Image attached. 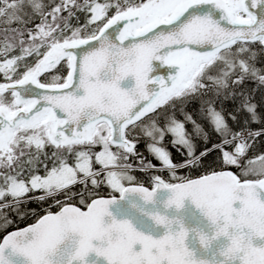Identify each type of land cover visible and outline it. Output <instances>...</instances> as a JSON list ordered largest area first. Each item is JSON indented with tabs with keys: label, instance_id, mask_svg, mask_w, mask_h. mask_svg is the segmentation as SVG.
<instances>
[{
	"label": "snow or ice",
	"instance_id": "snow-or-ice-1",
	"mask_svg": "<svg viewBox=\"0 0 264 264\" xmlns=\"http://www.w3.org/2000/svg\"><path fill=\"white\" fill-rule=\"evenodd\" d=\"M163 66L175 71L154 74ZM248 81L256 87L247 88ZM262 89L264 0H0V200L11 198L0 203V230L13 223L4 209L20 220L36 217L2 237L0 264H12L13 254L26 264H80L91 251L107 264H203V255L184 246L183 220L176 217L174 230H165L167 218L151 210L140 209L151 225L111 221L129 234L128 253L95 248L115 192L121 198L140 192L147 201L166 189L174 209L188 198L206 218L219 214L225 221L251 210L255 216L245 219L264 239V154L241 163L264 136V92L255 99ZM192 99L220 137L199 151L195 139L207 145L209 133L185 111ZM227 101L235 107L225 109ZM177 105L183 120L175 116ZM168 134L186 153L181 162L158 146ZM141 137L170 177L153 175L151 189L131 174L154 168L136 151ZM213 152L219 156L205 165ZM102 185L107 198H95ZM33 191L42 192L29 198L37 203L52 199L42 215L20 211ZM229 253L224 264H264V245L237 243Z\"/></svg>",
	"mask_w": 264,
	"mask_h": 264
},
{
	"label": "clouds",
	"instance_id": "clouds-1",
	"mask_svg": "<svg viewBox=\"0 0 264 264\" xmlns=\"http://www.w3.org/2000/svg\"><path fill=\"white\" fill-rule=\"evenodd\" d=\"M127 194L138 196L144 203L158 205L159 207L151 210L148 215H160L166 217L169 222L167 223L165 230H174L173 224L175 222V218L178 216L175 214H169V210L173 209V207L168 204V201L172 196L171 192L168 191L166 198L159 201L156 200L157 192H155L152 198L147 201L144 199L143 193L129 192ZM129 205L131 207H137L134 201H129ZM109 213H111V215H109ZM117 215V213L109 211L108 208V212H106L101 218V223L97 225L99 235L94 243L95 248L109 249L113 252L121 251L124 253H128L130 251L132 245L129 234L123 229L110 226L113 219H129L127 217L117 218ZM254 216L255 213L251 210L234 213L233 218L228 221H225L224 217L219 214L212 218H206L203 216L206 219L210 231H205L198 226H193L191 228L186 227V231L196 235L200 248L206 253L210 249L209 247H206V245L209 243L211 246L215 244V248L211 251V253L203 256V264H224V261L227 260L231 254L229 253V250L232 249L234 251L237 243L244 246L248 243H254V239L260 238L256 236L255 228L249 227L248 222L245 219H251ZM201 237H203V242H201ZM184 246L188 247L186 243ZM189 251L193 253V256L198 259L200 258L194 249L189 248ZM89 253L96 254L94 251L88 252L82 257L80 264H97V260L95 259L90 262L86 260ZM96 257L99 258L103 256L96 254Z\"/></svg>",
	"mask_w": 264,
	"mask_h": 264
},
{
	"label": "water",
	"instance_id": "water-1",
	"mask_svg": "<svg viewBox=\"0 0 264 264\" xmlns=\"http://www.w3.org/2000/svg\"><path fill=\"white\" fill-rule=\"evenodd\" d=\"M158 64H159L158 61H153L154 68ZM170 71L174 72L175 67L173 66L172 68H169L168 66H163L161 69H158L154 74H159L166 77L168 72ZM156 192H157L156 194L157 201L166 198V196L168 195V190L166 189H157ZM129 201H134L137 207H131L129 205ZM156 207L159 206L153 205L151 203H144L142 200H140L138 196L126 194L123 198H121L120 196L116 197L115 202L109 205V211L117 213L118 214L117 218L127 217L130 220H132L134 225H136L137 227H141L143 224L151 225L152 221L147 216H144L140 211V209L149 211V210H154V208ZM169 214L177 215L179 218L183 220L185 226L188 228H191L193 226H198L205 231H210L206 219L202 216L200 211L195 207V205L191 203L190 199L188 198H185L184 205L181 209L176 210L173 208L169 210ZM186 244L189 248L194 249L198 256L209 255L211 251L215 248V244H213L206 253L203 249L200 248L197 239L193 238L191 232L189 233V237L186 238ZM254 245L256 246L264 245V239L261 238L254 239ZM5 251L7 254L10 252V249ZM9 258L12 261V264H26V259L22 256H19L18 254H13ZM94 259L97 260V264H107V261L103 257L97 258L95 253H89L88 257H86V260H88L89 262ZM231 264H239V261L238 260L232 261Z\"/></svg>",
	"mask_w": 264,
	"mask_h": 264
},
{
	"label": "trees",
	"instance_id": "trees-1",
	"mask_svg": "<svg viewBox=\"0 0 264 264\" xmlns=\"http://www.w3.org/2000/svg\"><path fill=\"white\" fill-rule=\"evenodd\" d=\"M81 2H82V0H81ZM65 14H66V13H65ZM78 15H79V17H80V23L83 24V23H84V20H85V16H84V14H83V13H78ZM72 22H73V24H75V23H76L75 19H74ZM14 26H15V25H14ZM258 66H260V65H258ZM253 84H254L253 81H248V82L246 83V87L249 88V89H252L253 87H255ZM258 91H262V92H264V89H262V90H258ZM262 92H261V93H262ZM260 98H261V95H260ZM260 98L258 97V98H255V99H256V100H259ZM187 105H188L189 107H185V111L190 112V113L193 115V118L196 119L197 122L201 123V121H199V120L197 119V116H198V114H199V101L196 100V99H192L191 101H189V102L186 104V106H187ZM229 105H231V102H230V101H227V102L224 103L225 108H227V109L230 110ZM216 106H217V108L219 109V107H220V103L217 102V105H216ZM169 111H171V110H169ZM179 114H181V113H180V111H179V105H177V109L175 110V115L178 116ZM225 115L227 116V112H225ZM201 124H202V123H201ZM189 126H192V125H191L190 123L186 124V127H187V128H188ZM261 126H262V125H259V124H253V126H251V128H253V129H258V128H260ZM238 127H240V126H236V127H234V129H236V128H238ZM204 128H205V131H208V130L210 131L209 128H207V127H204ZM209 136L213 137L212 132L209 133ZM258 139H262V136L259 137ZM219 140H220V137H219L218 135H217L216 138H213V139L209 138L207 145H205V143H204V141H203L202 139H201V140H198V144H197V145H198V151L201 150V149H203L204 147H211V145H212L213 143L219 142ZM260 144L263 145V144H264V141H261ZM138 146H140V145L138 144ZM253 147H254V146H253ZM97 150H98V149H97ZM229 150H231V149H229ZM252 150H254L255 152L252 153ZM49 151H51V149H49ZM183 152H184V150L180 149V153H181V155H182ZM257 152H260V153H261V152H264V149L261 148V146L251 148V149H249V151L247 152V154H246L245 157H248V158H249L251 155H254L255 153L257 154ZM174 154H175V151H174V150H170V155H174ZM217 154H219V153H217V152H213V153H211V154L207 157V160L204 162L205 165H207V163L211 160V158H213L214 155H217ZM185 155H186V153H185L184 155H182L183 158H179V159L175 160L174 163L181 162V161L185 158ZM129 162H131V163H133V164H135V165H136V163H137V161H129ZM154 163L156 164L155 161H154ZM241 163H242V161H241ZM218 166H219V165H216V168H218ZM228 168L234 170L237 174H239V169H238L237 167H228ZM94 169H97V168L94 167ZM201 171H203V169H201L200 171H197L196 173H195V170H193L192 175L195 176V175H197V174H201ZM177 174H178V175H179V174H187V171H185V170L178 171V170H177ZM81 187H82L81 185H76V186L73 187L72 190H73V191H79V189H80ZM40 193H42V192H41V191H38V192L34 193V194H33V197H34V196H37V195H40ZM30 195L32 196V194H27V197H29ZM10 199H11L10 197H7V198H5V200H0V203L7 202V200H10ZM57 199H62V196H58ZM70 202H73V203H77V204H78L77 200H72V201H70ZM51 203H52V199H51V198L46 199V200L43 201L42 203H37V202H35V201H33V200L30 199L29 202H28L27 204H23V203H22V204L20 205V211H25L26 209H36L37 212H38L39 214L42 215V214H43V211H41V210L44 209V208H47ZM56 209H57V208L53 207L51 210H56ZM4 211L7 213L8 218H9L10 220L13 221V223H12L11 225H9V227H7L6 229L0 230V237H1L5 232H7V231H9V230H11V229L18 228V227H21V226H23V225H26V224H28V223L33 222V221L35 220V218H36L35 216H32V217H26L25 219L20 220V219H18V217H17V213H16L15 211H13L12 208L4 209Z\"/></svg>",
	"mask_w": 264,
	"mask_h": 264
},
{
	"label": "rangeland",
	"instance_id": "rangeland-1",
	"mask_svg": "<svg viewBox=\"0 0 264 264\" xmlns=\"http://www.w3.org/2000/svg\"><path fill=\"white\" fill-rule=\"evenodd\" d=\"M253 83H254V82H253ZM253 85L256 87L255 83H254ZM255 87H253V88H255ZM261 92H262V91H257L256 94H255V98H258V97L260 98ZM230 102H231V105H229V108H230V110H231V109H233V108L235 107V102H232V101H230ZM220 107H221V105H220ZM220 107H219V108H220ZM224 107H225V106H224ZM225 109H227V108H225ZM227 110H229V109H227ZM197 119H198L199 121H201L202 124L204 123V125L207 126V122H204L205 120H203V118L200 116V114H198ZM228 122H229L230 126H232L233 128L236 127V126H240V125H237V124H233V122H232L231 120H229ZM163 124H164V121H163V118H161V120H160V125L163 126ZM251 126H253V124H251ZM187 130H188L189 132H191V131H192V126H189ZM137 131H139V130H137ZM210 131H211V132H214V131L212 130L211 126H210ZM210 131L208 130L207 132L210 133ZM168 137H169V136L166 135L165 138H164V140L168 139ZM141 138H142V139H146V138H143V137H141ZM171 139H173V137H171ZM195 140H196V139H195ZM261 141H264V136H262V139H257V141L254 143L253 146H254V147L261 146V148L264 149V144H263V145L260 144ZM254 147H252V148H254ZM254 152H255V151L252 150V153H254ZM259 154H264V153H263V152H262V153H257V154L251 155L249 158H248V157H244L243 160H242V164H243L247 159L255 158L254 156H257V155H259ZM217 156H219V154L214 155V157L211 158L210 161H212V160H213L215 157H217ZM175 158H176V159H179V158H180V157H179V154H178V152H177V150H175ZM146 163H147V162H146ZM219 168H220V165L218 166L217 169H219ZM41 174H42V173H41ZM100 179H103V176H101ZM99 189H107L108 191H110V190L107 188L106 185H102ZM33 192H35V191H33ZM29 193H31V192H29ZM29 193H28V194H29ZM33 194H34V193H32V196H31V197H33Z\"/></svg>",
	"mask_w": 264,
	"mask_h": 264
},
{
	"label": "flooded vegetation",
	"instance_id": "flooded-vegetation-1",
	"mask_svg": "<svg viewBox=\"0 0 264 264\" xmlns=\"http://www.w3.org/2000/svg\"><path fill=\"white\" fill-rule=\"evenodd\" d=\"M209 138H211V136H209ZM138 144L140 146H138ZM138 144H137L136 151L139 152V153H141L142 156H143V158L145 160H150V161H155L156 160V157L154 155L147 154V153L144 152L145 149L143 147V144L140 141H139ZM158 146H161V144L158 145ZM179 157H180V155H179ZM171 160L174 162L177 159L174 156L173 159H171ZM178 171H181V170H178ZM185 171H187V170H185ZM157 174L158 175H161V177L163 179H165L166 181H168L167 179H168V174L169 173H168L167 169H164L163 171H146V172L134 171L133 172V175L137 178V182H140V183H143V184H150V185H152L151 184V177L153 175H157Z\"/></svg>",
	"mask_w": 264,
	"mask_h": 264
},
{
	"label": "bare ground",
	"instance_id": "bare-ground-1",
	"mask_svg": "<svg viewBox=\"0 0 264 264\" xmlns=\"http://www.w3.org/2000/svg\"><path fill=\"white\" fill-rule=\"evenodd\" d=\"M41 195V194H40ZM37 196H39V195H37Z\"/></svg>",
	"mask_w": 264,
	"mask_h": 264
}]
</instances>
